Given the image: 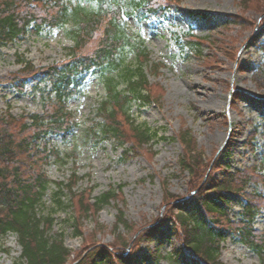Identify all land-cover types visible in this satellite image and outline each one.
Here are the masks:
<instances>
[{
    "label": "rangeland",
    "instance_id": "rangeland-1",
    "mask_svg": "<svg viewBox=\"0 0 264 264\" xmlns=\"http://www.w3.org/2000/svg\"><path fill=\"white\" fill-rule=\"evenodd\" d=\"M240 9L238 0H179L171 3L165 19L125 18L126 30L139 35L149 52L150 65L145 71L151 102L133 103L131 113L138 123L161 136L153 144L132 150L131 142L123 149L113 141L96 143L86 137L85 132L101 121L99 103L106 92L98 78L88 76L80 94L68 101L78 128L66 141L49 137L47 144L59 158L50 157L41 164L51 183L38 208L39 215L54 218L52 234L63 233L71 251L68 264L79 258L77 254L81 257L73 264H87L84 249L93 243L108 247L123 241L130 242L127 251L132 248L139 264H151L159 254L162 264L173 260L176 264H197L181 250L184 231L174 222L179 209L190 212L198 208L194 201L188 202L191 191L212 179H221L225 167L235 170L256 165L264 173V90L252 80L263 56L259 48L264 43L260 24L263 14L258 13L256 1L242 16L238 14ZM70 27L30 32L0 48L1 114L21 119L26 113H42L48 89L44 82L33 77L23 91H18L9 80L21 74L23 64L19 60L34 67L65 61L73 44L65 33ZM188 30L200 40L199 48L180 47L176 36ZM135 59L131 55L128 61L133 64ZM22 122L29 123V119L24 117ZM184 130L194 140L201 161L199 172L193 175L179 165L184 155L179 135ZM251 132L254 151L247 147ZM42 145L40 142V148ZM217 165L223 168L216 169ZM74 172L78 177L74 190L91 188L90 199L111 189L120 193L95 216L78 218L80 237L73 235L67 222L80 215L69 191L61 189L60 194L64 204L71 206L69 210L57 206L55 195L60 190L58 184H67ZM254 190L264 194V183H250L245 188L247 193ZM229 204L228 216L235 222L243 201L231 195ZM118 210L123 211L128 226L115 230ZM197 218L207 220L202 210ZM253 225L264 231V211ZM20 252L15 234L0 239V264H20ZM219 259L223 264H259L255 253L230 232L221 243Z\"/></svg>",
    "mask_w": 264,
    "mask_h": 264
},
{
    "label": "trees",
    "instance_id": "trees-1",
    "mask_svg": "<svg viewBox=\"0 0 264 264\" xmlns=\"http://www.w3.org/2000/svg\"><path fill=\"white\" fill-rule=\"evenodd\" d=\"M255 1L259 3L258 13L263 14L261 20H264V0H238L242 8L238 14L244 15L242 12ZM172 2L179 0H0V48L30 32L39 33L48 27L68 24L71 27L65 33L73 43L68 49L69 57L60 63L34 67L19 60L23 64L21 74L9 80L18 91H23L33 77L44 82L48 89L44 92L42 113H26L24 117L29 123L22 122L24 117L14 119L6 112L0 113V239L8 233L16 235L21 249L20 264L69 263L71 251L64 242L63 233L52 234L54 218L38 213L51 183L41 171V164L50 157L59 158V153L47 144L49 137L66 141L78 128L67 103L80 94L88 76L98 78L106 96L99 103L101 121L85 132L87 138H93L96 143L113 141L123 149L131 142L133 150L151 145L161 137L150 127L138 123L131 113L133 103L146 105L151 102L145 71L150 58L143 39L126 30L124 18L136 15L140 20L165 19ZM176 40L183 50L197 49L201 45L191 30L176 36ZM259 48L263 56L252 80L264 90V43ZM131 55L136 58L133 64L128 61ZM179 140L185 155L179 160L180 169L192 175L199 172L201 161L190 133L184 130ZM252 141L251 132L247 142L249 151L255 150ZM67 156L71 157L70 154ZM216 167L223 168L222 165ZM77 179L74 172L67 184H58L60 190L55 195L57 206L69 210L71 206L60 198L61 189L69 191L73 207H77L80 215L67 222L73 235L80 237L78 218L95 216L120 193L115 194L116 191L111 189L90 199L91 188L74 190ZM250 183H264V173L258 166L235 170L225 167L221 179H212L209 184L199 185L191 191L188 202L194 201L198 208L190 212L179 209L174 222L184 231L181 250L192 263L223 264L219 259L221 243L230 232L255 253L259 264H264V231L253 225L264 209V194L256 190L245 192ZM231 195L243 201L239 220L235 222L228 216ZM199 210L204 212L206 221L197 218ZM115 222V230L119 226H128L121 210H118ZM93 244L95 246L84 249L87 251L85 259H89L87 264H139L132 256V248L127 251L130 242L108 247ZM162 258L160 254L154 255L151 264H162ZM175 261L171 264H176Z\"/></svg>",
    "mask_w": 264,
    "mask_h": 264
},
{
    "label": "bare ground",
    "instance_id": "bare-ground-1",
    "mask_svg": "<svg viewBox=\"0 0 264 264\" xmlns=\"http://www.w3.org/2000/svg\"><path fill=\"white\" fill-rule=\"evenodd\" d=\"M260 24L264 28V20H262Z\"/></svg>",
    "mask_w": 264,
    "mask_h": 264
}]
</instances>
